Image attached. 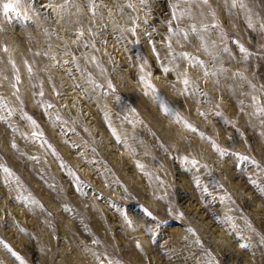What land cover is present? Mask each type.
<instances>
[{
	"label": "rangeland",
	"instance_id": "374dc122",
	"mask_svg": "<svg viewBox=\"0 0 264 264\" xmlns=\"http://www.w3.org/2000/svg\"><path fill=\"white\" fill-rule=\"evenodd\" d=\"M42 1L0 0V58L13 74L0 62V264H80L63 222L98 264H264V0L223 10L219 0ZM65 31L72 46L56 40ZM169 46L187 84L164 60ZM224 54L247 64L231 72L243 86L254 75L252 99L223 92L214 69ZM102 117L124 127L125 142Z\"/></svg>",
	"mask_w": 264,
	"mask_h": 264
},
{
	"label": "bare ground",
	"instance_id": "6f19581e",
	"mask_svg": "<svg viewBox=\"0 0 264 264\" xmlns=\"http://www.w3.org/2000/svg\"><path fill=\"white\" fill-rule=\"evenodd\" d=\"M41 1V0H40ZM37 2V1H36ZM45 3V2H47L46 0H43L41 3ZM104 1H102V3H103ZM39 3V2H38ZM70 4V3H69ZM68 4V5H69ZM104 4V3H103ZM224 4V5H223ZM228 5L229 4V0H219V2H218V8L219 9H221V10H223L222 8V6H225V5ZM43 6V5H42ZM59 5H55V3H54V5H53V7H52V11H53V13L55 14V17L56 18H58L59 17V15H60V9H59V7H58ZM203 6V5H202ZM107 7V6H106ZM71 8V7H70ZM105 8V7H104ZM218 10V9H217ZM204 12H205V10H204ZM204 12H203V8H197V11H196V13L197 14H195L196 16H197V19L199 20L200 18H202V16H203V14H204ZM86 13V12H85ZM189 13V12H188ZM226 15V14H225ZM89 16V15H88ZM230 16V15H229ZM228 18V17H227ZM229 19V18H228ZM230 20V19H229ZM123 21V20H122ZM202 21V20H201ZM124 22V21H123ZM230 22V21H229ZM120 23V22H119ZM231 23V22H230ZM124 25V23L121 25V26H123ZM59 27V26H58ZM57 31V30H56ZM64 31V30H63ZM69 34H68V32L67 31H65L63 34H58V36H57V41L59 42V43H63V42H65L66 40L64 39L65 37H67ZM100 35H101V33H100ZM205 36V35H204ZM206 37V36H205ZM72 38H73V36H68V39H67V41H66V43H67V45L68 46H72V44H73V41H72ZM207 39V38H206ZM212 40V39H211ZM209 40H207V42H208ZM212 41H214V40H212ZM211 41V42H212ZM203 43V42H202ZM209 43H210V41H209ZM204 44L205 43H203V47H204ZM202 45V44H201ZM209 45V44H208ZM212 47V50H211V48H210V52L212 53V51H214V49L215 48H217V45H215V44H212L211 45ZM171 46H169V47H167V49L166 50H164V52H165V54H164V56H165V58L166 59H164L167 63H168V65H170V66H172L174 69H176L175 71H177V70H179V80H178V85H184L185 83H184V81L185 80H187V81H189V79H188V77H187V75L184 73V71H182L183 70V66H184V60H182L181 58H176V59H174V58H172L171 57V54L170 53H168L169 52V50L171 49L170 48ZM209 47V46H208ZM205 48H206V46H205ZM207 50H209V49H207ZM207 50H205V51H207ZM123 51V50H122ZM232 51V50H231ZM234 51V50H233ZM163 52V53H164ZM27 52L26 51H20L19 50V52L15 55V57H16V59L15 60H17L18 61V63H19V67L21 68V69H24V67H25V61H26V58L24 59V55L26 54ZM203 53V52H202ZM201 53V54H202ZM235 52H233V54H234ZM206 54V53H205ZM122 55V54H121ZM230 55V54H229ZM228 54L226 55V54H224V55H221V57L219 58V60H218V62L220 63V62H222V67H221V65H220V68H212V69H214V76H216V78H217V82L218 83H221L222 84V86H224V88H223V92L225 93V94H228V95H230L232 98H233V100L235 99V100H237V96L239 97V96H241V97H246V98H248V99H252V97H250V94L254 91L253 90V88H252V82L254 81V79H255V77H254V75L252 74V73H249V75L247 76V77H245L247 80H248V84H247V86H243L242 85V82L241 81H239V79H240V77H236L235 76V74H234V76H232V74H231V72H232V70L234 69V67L236 66H239V67H241L242 69H247V64H244V65H242L240 62H233L231 59H230V57H228L229 56ZM25 57H26V55H25ZM183 57V56H182ZM186 57V56H185ZM185 57H183V58H185ZM233 57V56H232ZM28 58V57H27ZM235 58H236V56H235ZM32 59V58H31ZM218 59V58H217ZM216 59V60H217ZM0 62H1V65L3 66V70L8 74V76H9V78H12L13 77V74L11 73V70H10V65L8 64V63H6L3 59H2V57L0 58ZM29 60H30V58H29ZM38 62H37V64H41V61H40V59L38 60V59H36ZM234 60V59H233ZM16 61V62H17ZM33 61V60H32ZM237 61V60H236ZM15 62V63H16ZM166 63V64H167ZM215 64V63H214ZM193 65V64H192ZM214 66V65H213ZM212 66V67H213ZM194 67H195V65H194ZM235 67V68H236ZM101 68V67H100ZM171 69V68H170ZM101 70V69H100ZM195 70H196V68H195ZM99 71V70H98ZM197 71V70H196ZM199 72V71H198ZM101 73V72H100ZM201 73V72H200ZM211 73V72H210ZM198 74V73H197ZM172 75V74H171ZM251 75V76H250ZM211 76H209V78L207 79L208 81L211 79L210 78ZM163 78V77H162ZM167 78V77H166ZM23 79V78H22ZM246 79H245V81H246ZM167 80V79H166ZM216 82V81H215ZM12 86V85H11ZM219 86H221L220 84H219ZM73 87H75L74 85H72L71 87L70 86H68V87H66V89H68V90H71L70 88H73ZM73 94V92L71 91V92H66V90H65V93H64V95L63 94H61V95H63V99H64V101L68 104V105H70V104H72L73 103V101H74V98H73V96H71V97H69L68 95L69 94ZM180 96H182V95H180ZM184 96L185 97H188V94L187 93H185L184 94ZM174 97V96H173ZM178 98H179V96H178ZM135 99H137L136 97H135ZM180 99V98H179ZM189 99V98H188ZM62 101V100H61ZM188 101V100H187ZM192 103V102H191ZM191 105V104H190ZM91 114H92V117L91 118H89L88 116H87V124L88 123H91V125H90V127L89 128H95L96 126H98L97 125V120L99 119L98 117H96L95 116V114L93 113V112H91ZM90 115V114H89ZM93 115H94V117H93ZM248 117L250 118V116H249V114H245L244 116H243V120L245 121V122H247V126L249 127V129L250 130H253V131H256V133L258 132L257 131V127L259 126V120H258V118H256V119H254V120H252L251 118L250 119H248ZM252 117V116H251ZM89 120V121H88ZM100 120H102L101 121V128L104 126V129L105 130H109L110 131V133H112L113 134V141H120V142H125V137H127V136H125V134H126V130L124 129V127L121 125V124H119V122H117V121H114V120H111L110 118H107V117H102V118H100ZM100 120L98 121V123L100 122ZM96 121V122H95ZM103 125V126H102ZM170 125V124H169ZM166 126V125H165ZM49 128V127H48ZM172 128V129H171ZM173 128L174 127H170V126H168L167 128H165V127H163V130L162 131H164V132H169L170 130H173ZM176 128V127H175ZM51 130V129H50ZM102 130V129H101ZM104 130V131H105ZM109 131H108V133H109ZM174 131H176V130H173V132L172 133H174ZM105 136V135H104ZM137 142V141H136ZM115 143V142H114ZM127 145V151H130L131 152V154L132 155H130V156H128L127 157V163L129 162V161H131V162H133V165L134 166H136L137 164H138V162H140V157H137L136 155L135 156H133V148L136 146V143L135 142H129V143H127L126 144ZM35 147V146H34ZM143 150V149H142ZM141 150V151H142ZM84 151V150H83ZM85 152V151H84ZM142 152H144V151H142ZM143 154V153H142ZM85 155V154H84ZM87 155V154H86ZM85 155V156H86ZM133 170V169H132ZM0 177H1V175H0ZM188 178V177H187ZM186 180V179H185ZM187 180H189V179H187ZM189 187V186H188ZM191 187V186H190ZM10 191H11V194L13 195V191H12V189H10ZM5 194H6V192H4ZM4 194V195H5ZM14 196V195H13ZM21 205V204H20ZM27 210V209H26ZM28 215V217L30 218V220H32L33 219V217H34V215L32 214V211H31V213H28L27 214ZM141 219V218H140ZM65 220V219H64ZM69 224H71V222H69ZM62 226H63V232L62 233H65V234H67L68 236V241L69 240H74V238L77 240V238L73 235V234H71L70 233V230L68 231V229H67V225L65 224V222H63V224H62ZM98 226H100L101 228H104V229H108V226L105 224V219L101 216L100 217V219H99V221H98ZM77 228V227H76ZM221 231V230H220ZM121 235V234H120ZM122 239V238H121ZM73 241V243H74V245H73V247H72V251L74 252V254L72 255V254H68V257H69V259L70 260H72V259H75L77 262H79L80 264H98L97 263V260H98V257L96 256V254H94L93 255V253H91V255H88V256H85L84 255V252H87L86 250H83L82 248H81V246L78 244V242L77 241ZM231 240V238L229 237V238H227V241H230ZM256 242V241H255ZM68 243V242H67ZM255 244V243H254ZM124 245L129 249L128 251H127V253H130V254H132V256H134L137 260H139V261H141V262H144L145 261V259L143 258V256H142V254L140 253V251L138 250V248H137V246H136V244L133 242V240L132 239H124ZM233 246L235 247V246H239V242H237V243H234L233 244ZM262 248V250L264 251V246L263 247H261ZM84 251V252H83ZM239 254L244 258V261L245 260H247L248 262H251V260H250V255H249V251L247 250V251H244V250H242L241 249V251L239 252ZM43 256V255H42ZM85 257V260H82L83 258ZM258 259V258H257ZM67 261V260H66ZM243 261V262H244ZM69 262V261H68ZM143 264H145V263H143ZM251 264H257V263H251Z\"/></svg>",
	"mask_w": 264,
	"mask_h": 264
},
{
	"label": "snow or ice",
	"instance_id": "6c2138e0",
	"mask_svg": "<svg viewBox=\"0 0 264 264\" xmlns=\"http://www.w3.org/2000/svg\"><path fill=\"white\" fill-rule=\"evenodd\" d=\"M205 2H207V0H205ZM16 3L18 4V3H19V0H16ZM3 10H4L5 14H7L9 11H15V8H14V5H13L12 3H4V4H3ZM133 31H134V30H133ZM6 50H7V49H5V51H6ZM241 50L243 51V49H241ZM164 71L167 72L168 69L165 68ZM143 82L145 83V85H146L147 88L152 89V91H155V89L153 88V86H152L150 83H148L147 81H143ZM184 83L187 84L188 81L185 80ZM146 94H147V93H146ZM165 111H168V110L165 109ZM262 111H264V110H262ZM214 147H215V145H214ZM216 150H217V151H220L219 148H217ZM223 154H224V153L221 152V155H223ZM243 159H247V158L244 157ZM191 163L193 164V166H195V161H192ZM5 171H7V169H5ZM197 183H199L198 180H197ZM253 183H254V182H253ZM261 192H262V194H264V189H262ZM148 215H151V214L148 213ZM241 247L243 248V247H247V246H246V245H241Z\"/></svg>",
	"mask_w": 264,
	"mask_h": 264
}]
</instances>
